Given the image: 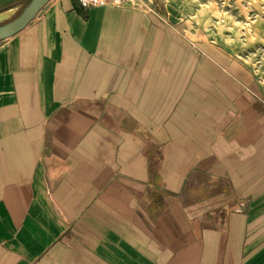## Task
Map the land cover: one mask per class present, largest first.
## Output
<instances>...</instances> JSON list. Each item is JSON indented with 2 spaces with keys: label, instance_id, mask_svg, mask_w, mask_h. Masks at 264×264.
Listing matches in <instances>:
<instances>
[{
  "label": "crops",
  "instance_id": "crops-1",
  "mask_svg": "<svg viewBox=\"0 0 264 264\" xmlns=\"http://www.w3.org/2000/svg\"><path fill=\"white\" fill-rule=\"evenodd\" d=\"M172 18L50 0L0 40V264H264V96Z\"/></svg>",
  "mask_w": 264,
  "mask_h": 264
},
{
  "label": "rangeland",
  "instance_id": "rangeland-1",
  "mask_svg": "<svg viewBox=\"0 0 264 264\" xmlns=\"http://www.w3.org/2000/svg\"><path fill=\"white\" fill-rule=\"evenodd\" d=\"M31 0H6L0 6V24L17 17ZM145 9H163L182 21L187 37L225 44L255 75L264 96V0H154Z\"/></svg>",
  "mask_w": 264,
  "mask_h": 264
},
{
  "label": "water",
  "instance_id": "water-1",
  "mask_svg": "<svg viewBox=\"0 0 264 264\" xmlns=\"http://www.w3.org/2000/svg\"><path fill=\"white\" fill-rule=\"evenodd\" d=\"M48 1L50 0H31L17 17L0 24V40L10 37L22 30Z\"/></svg>",
  "mask_w": 264,
  "mask_h": 264
},
{
  "label": "built area",
  "instance_id": "built-area-1",
  "mask_svg": "<svg viewBox=\"0 0 264 264\" xmlns=\"http://www.w3.org/2000/svg\"><path fill=\"white\" fill-rule=\"evenodd\" d=\"M81 6H128L132 8H143L144 0H77Z\"/></svg>",
  "mask_w": 264,
  "mask_h": 264
},
{
  "label": "bare ground",
  "instance_id": "bare-ground-1",
  "mask_svg": "<svg viewBox=\"0 0 264 264\" xmlns=\"http://www.w3.org/2000/svg\"><path fill=\"white\" fill-rule=\"evenodd\" d=\"M35 15H36V14H35ZM34 17H35V16H34ZM34 17H33V18H34ZM33 18H32V19H33Z\"/></svg>",
  "mask_w": 264,
  "mask_h": 264
}]
</instances>
